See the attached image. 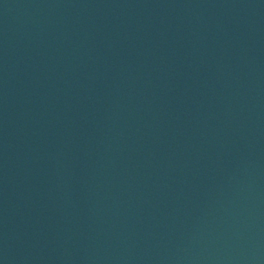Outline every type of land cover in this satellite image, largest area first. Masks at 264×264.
I'll list each match as a JSON object with an SVG mask.
<instances>
[{"label":"water","instance_id":"95a60500","mask_svg":"<svg viewBox=\"0 0 264 264\" xmlns=\"http://www.w3.org/2000/svg\"><path fill=\"white\" fill-rule=\"evenodd\" d=\"M0 264H264V0H0Z\"/></svg>","mask_w":264,"mask_h":264}]
</instances>
